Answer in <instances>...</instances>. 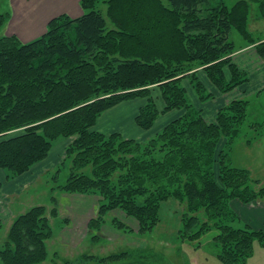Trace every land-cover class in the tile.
I'll return each instance as SVG.
<instances>
[{
  "label": "trees",
  "instance_id": "obj_1",
  "mask_svg": "<svg viewBox=\"0 0 264 264\" xmlns=\"http://www.w3.org/2000/svg\"><path fill=\"white\" fill-rule=\"evenodd\" d=\"M250 1L264 11V0H242L232 8L211 0H81V17H56L31 42L0 36V169L16 179L46 160L59 141L74 138L65 152L67 182L52 190L101 197L89 231L98 233L106 215L121 209L146 234L161 223L171 201L184 206V240L201 241L215 229L220 264H246L256 241L264 247V229L237 226L242 221L232 203L261 200L264 187L248 169L232 166L230 153L248 122L250 101H231L209 122L186 82L201 104L215 94L200 70L221 94L248 83L233 61L230 34L238 30L264 60L263 39L246 28ZM10 17L0 14V31ZM139 99L146 102L135 123L145 131L162 115L183 113L143 141L96 129L104 113ZM248 127L263 129L259 123ZM261 132L246 144L252 146ZM57 217L56 207L49 215L44 205L17 216L0 247V264H51L47 241L54 235L50 220ZM113 225L128 229L117 219Z\"/></svg>",
  "mask_w": 264,
  "mask_h": 264
},
{
  "label": "rangeland",
  "instance_id": "obj_2",
  "mask_svg": "<svg viewBox=\"0 0 264 264\" xmlns=\"http://www.w3.org/2000/svg\"><path fill=\"white\" fill-rule=\"evenodd\" d=\"M240 1L242 0H211L213 6L224 2L229 8L237 5ZM248 3L250 7L246 28L255 39L260 41L263 39L264 41V11L262 10V6L259 1H250ZM11 7L12 0H0V14L9 13L11 16L13 13ZM6 26L7 24L1 29L0 36H13L5 33ZM230 40L235 43L236 51L251 46L246 41L243 34L236 29L232 30ZM199 76L210 92H217L218 94V90L214 88L213 84H211V82L207 79L202 70H200ZM204 77H206L209 83L203 79ZM186 86L189 89L193 98V103H195L197 108L203 109L208 113L205 116L207 121H214L216 113L219 111V109H217V107L212 103L215 98L207 104H201L194 94L193 89L187 82ZM154 96L159 99L160 95L156 90L154 91ZM241 98H247L250 101L248 122L242 128L240 137L236 139L232 146L230 163L234 167L248 169L254 179L260 180V187H264V90L259 94H253L250 97L242 96ZM145 102L146 100L139 99L123 103L124 105L121 104L117 109L105 114L103 119L99 121L96 129L103 130L106 133L118 129L125 135V137H128L129 135H132V137L139 135L143 139H149L159 132L158 130L161 125L171 120L173 116L174 120L183 113V111H177L179 112L176 113L177 115L172 112L170 115L165 114V116H161L158 119L155 126L151 130L145 131L137 124H134V118L136 116L135 112L138 108L144 105ZM158 104L160 110H162L164 108V103L161 99L158 100ZM250 123H259L263 126V129L259 130L262 131L261 136H257L258 138L254 140L252 146H248L246 142L249 138H252L253 135H257L259 131L257 132L256 130L249 128L248 125ZM73 140L74 138L67 139L68 143L66 146L68 147ZM226 141L227 140L223 138L219 142V146L217 148L218 154L225 149ZM64 158L61 159V162L53 170H51L47 176H44L43 180L42 178L39 179V181L35 183L37 184L35 187L29 190H27V188L21 194L18 192L19 195L16 193L5 195V198L11 200L13 203V212L10 211L9 207L8 213L10 214L11 212L16 217L25 213L31 207L38 205L46 206L49 215L53 208L56 207L58 210L59 217L51 218L50 220L54 235L49 241H47L49 263L220 264L218 260L219 248L216 247L214 241L217 230L212 229L207 232L201 241L196 240L194 242H190L187 241V239L184 240L181 237L179 230L182 211L185 209L184 206L177 203L174 204L171 201V203L169 202L162 209L161 223L153 231L146 234H140V225L138 221L127 215V213L121 209L113 210L106 215V221L98 233L95 231H89V222L93 218H97V209L101 201V197L91 194L88 195L91 196L90 202H77L72 201L73 197L65 198V195L68 196V194L64 192H53V188L64 185L67 182L70 174L71 163L69 160L65 161ZM1 179L2 176L0 175V181ZM28 182L29 180L22 179L17 184H25ZM260 187L257 186L256 188L258 189ZM52 197L57 198L56 206L52 204ZM84 202H86L85 205ZM87 202L89 204H87ZM243 209L244 212L241 213L247 219H241L239 217L242 222H238L237 226L245 227L246 225H249L253 229L264 228V219L260 220L257 217L259 214V218H264V198L258 200L253 205H245ZM91 211V216L83 218V216H85V212L87 213V216L88 213H91ZM75 212L79 215V217L74 214ZM114 219L120 220L126 224L128 229L116 228L113 225ZM14 220L12 218L11 220H7L2 223L3 227L0 230V247L5 244L9 229ZM68 231L71 232V235L68 234ZM96 235L98 237H95ZM88 256H95L98 260L85 259ZM112 256H117V258L115 260H111L110 257ZM100 259H104L105 261H99ZM246 264H264V247L261 246L258 241L255 242L254 253L247 260Z\"/></svg>",
  "mask_w": 264,
  "mask_h": 264
},
{
  "label": "crops",
  "instance_id": "obj_3",
  "mask_svg": "<svg viewBox=\"0 0 264 264\" xmlns=\"http://www.w3.org/2000/svg\"><path fill=\"white\" fill-rule=\"evenodd\" d=\"M11 8H12L11 10L13 13L11 14L10 21L7 23L5 33L10 34V35H16L23 43H28V42H31L41 37L46 32L48 23L56 17H59L61 15H68L71 18L75 19V18L81 17L84 13L81 8V0H12ZM232 58H233L234 63H236L242 70H244L248 74L249 81L248 83L242 85L238 89H235L233 92L229 94H221L219 92L218 94L217 92L214 93L215 99L213 100L212 103L214 104V106L217 107V109H221L222 107L226 106V104H228L229 102L235 99L241 98L242 96L250 97L253 94H259L263 92L264 90V60L260 58V56L258 55L255 49V45H251L249 47L236 51L233 54ZM203 79H205L208 82L206 77H204ZM119 106L115 107L114 109H117ZM138 111H139V108L135 112V115H137ZM108 112L104 113L100 117L96 127L98 126L99 121L102 120L104 115L107 114ZM172 113L177 115L176 113H179V112L174 111ZM203 113H204V116L208 114L205 110ZM168 114L170 115L171 112ZM162 116H165V115H162ZM216 116H217V113H216ZM135 118H134V124L136 125ZM173 118L165 122L163 125H161L158 131H160L170 121H172ZM99 131L105 134H111L113 132L122 133L118 129L115 131L112 130L108 133L104 132L103 130H99ZM127 138L129 139L133 138V139L142 140V141L145 139V138L144 139L141 138L139 135H135V137H132V135H129ZM67 143H68L67 140L59 141L54 146V148L52 149V151L50 152L46 160L35 165L28 173L16 179H8L6 172L0 169V175L2 176V179L0 181L2 185L1 190H0V198H1L0 223H4L7 220H11L12 218L14 220V218L16 217L14 216V214L11 213L13 212L12 211L13 203L11 202V200L6 199L5 195L14 194V193L19 195V193L21 194L22 192H24L25 189L28 188L27 190H29L35 187L37 185L35 183H37L39 179L41 178L43 180L44 176H47V174H49L50 171L53 170L61 162V159L65 157ZM22 179L29 180V182L25 184H17ZM68 197H73L72 201H77V202H82V201L90 202L91 201L90 200L91 196H88V195H75V194L71 196L65 195V198H68ZM85 204L86 202H84V205ZM87 204L89 203L87 202ZM253 204H248V205H253ZM9 207L11 211L10 214L8 213ZM232 207L241 219H247L246 217L242 215V213L244 212L243 208L245 207L244 204L236 200V201H233ZM92 211L91 213H88L87 216H86L87 213L85 212L84 214L85 216H83V218L91 216ZM74 214H76V212ZM76 215L77 217H79L78 214ZM257 217L260 220L264 219L262 217H261L262 219L259 218V214ZM257 229H261V228H257ZM68 234L71 235V232L68 231Z\"/></svg>",
  "mask_w": 264,
  "mask_h": 264
}]
</instances>
